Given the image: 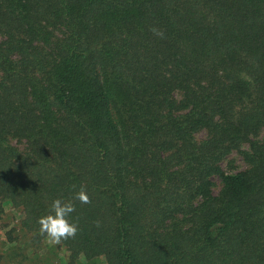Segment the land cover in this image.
I'll use <instances>...</instances> for the list:
<instances>
[{
	"label": "trees",
	"instance_id": "16d2710c",
	"mask_svg": "<svg viewBox=\"0 0 264 264\" xmlns=\"http://www.w3.org/2000/svg\"><path fill=\"white\" fill-rule=\"evenodd\" d=\"M263 130L264 0H0V264H264Z\"/></svg>",
	"mask_w": 264,
	"mask_h": 264
},
{
	"label": "clouds",
	"instance_id": "9594fccd",
	"mask_svg": "<svg viewBox=\"0 0 264 264\" xmlns=\"http://www.w3.org/2000/svg\"><path fill=\"white\" fill-rule=\"evenodd\" d=\"M150 30L154 35L164 38L165 34L159 28L153 26ZM75 199L82 204L91 203L90 196L83 186L76 193ZM51 209L52 211L49 214L40 217L38 220L40 234L47 235L50 238V242L54 244H60L63 240L75 238L79 231V226L78 223L69 219L71 213L75 211V204L72 201L64 202L57 198L52 202ZM96 225L99 227L100 222L97 221Z\"/></svg>",
	"mask_w": 264,
	"mask_h": 264
},
{
	"label": "rangeland",
	"instance_id": "374dc122",
	"mask_svg": "<svg viewBox=\"0 0 264 264\" xmlns=\"http://www.w3.org/2000/svg\"><path fill=\"white\" fill-rule=\"evenodd\" d=\"M262 134L264 135V130L262 131ZM222 166L225 169H237L240 168L242 166L245 165L244 160L242 159L241 155L239 153H237L236 151H232L227 158H225L224 160H222L221 162ZM215 182H218V178H215ZM4 208H5V214H4V221H8L7 226H10L13 223H16V221L18 220L19 217V212L15 209L11 208V205L8 201L4 202ZM49 243L50 242V238H49ZM54 244V243H52ZM42 252L46 253V254H50V257L48 259V261L51 264H58L59 259L65 255V250L63 248H58L57 247V252L56 254L54 252H52L50 250V248L48 249L47 247H43L42 248Z\"/></svg>",
	"mask_w": 264,
	"mask_h": 264
}]
</instances>
